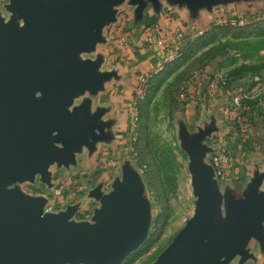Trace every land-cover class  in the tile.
Instances as JSON below:
<instances>
[{
  "label": "water",
  "instance_id": "obj_1",
  "mask_svg": "<svg viewBox=\"0 0 264 264\" xmlns=\"http://www.w3.org/2000/svg\"><path fill=\"white\" fill-rule=\"evenodd\" d=\"M192 11L221 0H170ZM123 0H11L16 18H0V264H121L145 239L149 225L147 202L139 178L125 168L100 199L92 222L69 218L76 206L57 213L43 210L46 199L24 194L9 181L49 183L48 166L66 165L82 144L93 149L108 139L103 109L91 111L85 91L95 93L115 76L100 71L102 59H80L82 52L104 42L102 29L116 20L114 6ZM135 15L158 0H129ZM213 125L190 135L183 127V147L189 155L193 194L192 216L150 264H227L240 255L252 257L247 240L264 249V171L255 170L244 195H223L213 167L204 161L210 147L204 139ZM224 210V214L222 213Z\"/></svg>",
  "mask_w": 264,
  "mask_h": 264
},
{
  "label": "rangeland",
  "instance_id": "obj_2",
  "mask_svg": "<svg viewBox=\"0 0 264 264\" xmlns=\"http://www.w3.org/2000/svg\"><path fill=\"white\" fill-rule=\"evenodd\" d=\"M10 1L0 0V18L4 22L16 18L22 23L7 8ZM114 8L121 21L133 6L123 0ZM215 9V18L212 16L206 27L182 34L173 57L160 65L155 61L142 69L123 61L128 77L117 65L121 51L113 47L116 35L127 29L120 30L119 21L106 24L102 29L105 41L97 42L92 52L80 53L79 58L100 57L99 70L113 71L115 76L101 90L93 94L85 91L76 97L69 108L86 98L92 112L103 109L101 120L109 123L104 130L108 139L96 142L93 149L82 144L74 160L66 165L51 163L49 183L36 174L32 181H9L7 187L44 197L43 210L47 212L57 213L74 205L71 221L92 222L101 205L92 192L99 188L108 193L114 181H122L124 169H129L142 184L141 197L147 202L149 225L145 239L121 264L154 262L192 216L196 205L182 128L192 135L213 125L214 130L204 139L207 146H212L213 137L224 132L223 123L236 127L243 121L245 131H240L239 126L237 129L243 139L241 151L234 148L240 156L247 155L250 168L258 166V152L264 147V130L252 115L253 101L264 93V6L255 4L239 16L234 5ZM236 17L243 22L236 23ZM216 79H223L225 85L212 98L204 88L208 81ZM237 92L243 109L234 114L231 97ZM245 133L247 138H243ZM245 249L252 257L240 262L241 256L236 255L227 259V264H264V250L257 238H249Z\"/></svg>",
  "mask_w": 264,
  "mask_h": 264
},
{
  "label": "crops",
  "instance_id": "obj_3",
  "mask_svg": "<svg viewBox=\"0 0 264 264\" xmlns=\"http://www.w3.org/2000/svg\"><path fill=\"white\" fill-rule=\"evenodd\" d=\"M255 4L264 6V0H259V2H255L254 0H221V2L211 5L209 8L202 7L195 11H192L186 5L172 3L170 0H158L157 6L148 3L143 8L139 17L135 15V6L132 5L133 8H130L128 12L124 13V17L121 21L116 17V20L113 22L116 23L119 21L120 25H118V28L120 30L122 28L127 29L126 33L120 32L117 34L113 41V47L115 46L121 51L117 62V65L121 68V74H125L127 77L129 76L126 69L127 65H123V61H127V64L128 61L134 63L136 68H147L151 66L153 62L156 61L157 63V61L168 52L175 51L180 45V41L176 42L175 40H171L161 47L149 46L145 43L146 34L149 30H152V34L155 37L171 34L175 29H179L182 34H187L189 30L194 32L202 27H206L211 22L212 16L215 18L216 15H212V13L218 10L215 9L218 6L222 9L225 5H234L235 11L239 16V14L246 12L247 9L252 8ZM102 53H104V51H102ZM106 82L107 81H105L104 84ZM253 102H255V109H253L254 111L252 112L254 117L253 121L255 122L256 119L259 120L264 130V93ZM112 110L114 109L112 108ZM223 127L225 128L223 130L225 135L224 132H219L217 134L218 137H213L211 140L212 146H209L210 150L206 152L204 161L213 167L212 161L214 158L224 159L226 156L232 157L231 162L221 163V174L216 175L213 168L214 178L222 195L226 191H230L235 197L241 198L244 195L248 183L253 177L254 171H264V147L258 152V157L260 159L258 162L259 167L255 165L254 168H250L248 166L249 160H247V155L244 156L242 152L243 156H240L239 152L235 150V148H238V150L241 151L243 141V139L239 138L238 126H228L227 123H223ZM243 136V138H247L249 135L245 133ZM253 139H255V137ZM263 184L264 178L259 185V191L264 192V188L261 187ZM237 190L240 191V193H238Z\"/></svg>",
  "mask_w": 264,
  "mask_h": 264
},
{
  "label": "built area",
  "instance_id": "obj_4",
  "mask_svg": "<svg viewBox=\"0 0 264 264\" xmlns=\"http://www.w3.org/2000/svg\"><path fill=\"white\" fill-rule=\"evenodd\" d=\"M243 20H239V23H242ZM152 30H149L146 34V39H145V43L149 46H157L159 47L160 45H165L168 41L171 40H175L176 42H179V38H181L182 33L179 29H175L173 33L171 34H167V35H163V36H157L155 37L152 34ZM175 51H171L168 52L167 54H165L162 58L159 59V61H157V64L160 65L161 62L165 61L168 58L173 57ZM225 85V81L223 79H216L215 81H208L206 83L205 86V90L207 92H209V96H212V98H214V96L218 93V91H220V89H223ZM231 106H232V113L235 114V111H238L239 109H243L242 103H241V96L240 94L237 92L235 93L232 97H231ZM245 109V107H244ZM240 119V117L238 118V120ZM243 121H239L238 122V126L240 128V131H245L242 127L243 125ZM245 125L247 126L246 122ZM232 161V157L230 156H226L224 159H220V158H214L212 161V165L213 168L215 170V174L219 175L222 173V169H221V163H229Z\"/></svg>",
  "mask_w": 264,
  "mask_h": 264
},
{
  "label": "trees",
  "instance_id": "obj_5",
  "mask_svg": "<svg viewBox=\"0 0 264 264\" xmlns=\"http://www.w3.org/2000/svg\"><path fill=\"white\" fill-rule=\"evenodd\" d=\"M239 20H240L239 17H236V18L234 19V21H235L236 23H239Z\"/></svg>",
  "mask_w": 264,
  "mask_h": 264
}]
</instances>
